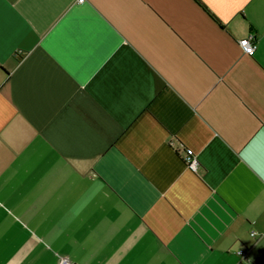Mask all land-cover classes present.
I'll list each match as a JSON object with an SVG mask.
<instances>
[{"label": "crops", "instance_id": "0c3cea01", "mask_svg": "<svg viewBox=\"0 0 264 264\" xmlns=\"http://www.w3.org/2000/svg\"><path fill=\"white\" fill-rule=\"evenodd\" d=\"M62 259L264 264V0H0V264Z\"/></svg>", "mask_w": 264, "mask_h": 264}, {"label": "built area", "instance_id": "2783aa9c", "mask_svg": "<svg viewBox=\"0 0 264 264\" xmlns=\"http://www.w3.org/2000/svg\"><path fill=\"white\" fill-rule=\"evenodd\" d=\"M77 1L82 2L83 0H77ZM238 46L240 48V51L243 54H245L247 56H252L254 51H255V48H256L254 35L249 34L247 37L241 38L238 41ZM183 160H184V163L186 164V166L193 171H195L196 168L198 167V161L195 157V154L189 148L185 149ZM251 234L253 235L254 233L252 232ZM60 264H69V262L66 259H62L60 261Z\"/></svg>", "mask_w": 264, "mask_h": 264}, {"label": "trees", "instance_id": "16d2710c", "mask_svg": "<svg viewBox=\"0 0 264 264\" xmlns=\"http://www.w3.org/2000/svg\"><path fill=\"white\" fill-rule=\"evenodd\" d=\"M208 11V10H207Z\"/></svg>", "mask_w": 264, "mask_h": 264}]
</instances>
